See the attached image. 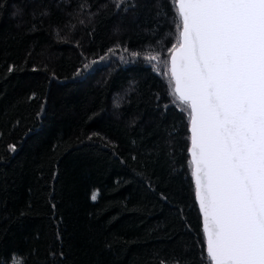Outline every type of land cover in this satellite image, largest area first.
Masks as SVG:
<instances>
[{
	"label": "trees",
	"instance_id": "16d2710c",
	"mask_svg": "<svg viewBox=\"0 0 264 264\" xmlns=\"http://www.w3.org/2000/svg\"><path fill=\"white\" fill-rule=\"evenodd\" d=\"M176 31L170 0H0V264H209Z\"/></svg>",
	"mask_w": 264,
	"mask_h": 264
},
{
	"label": "snow or ice",
	"instance_id": "6c2138e0",
	"mask_svg": "<svg viewBox=\"0 0 264 264\" xmlns=\"http://www.w3.org/2000/svg\"><path fill=\"white\" fill-rule=\"evenodd\" d=\"M170 3L169 94L188 116L209 264H264V0Z\"/></svg>",
	"mask_w": 264,
	"mask_h": 264
},
{
	"label": "water",
	"instance_id": "95a60500",
	"mask_svg": "<svg viewBox=\"0 0 264 264\" xmlns=\"http://www.w3.org/2000/svg\"><path fill=\"white\" fill-rule=\"evenodd\" d=\"M175 51V49L173 50V52ZM171 56V55H170ZM170 68H171V63H170ZM189 147H190V145H189ZM190 156V155H189ZM190 160H191V157H190ZM193 171H194V165H192V173H193ZM195 191H196V187H195ZM195 200H196V197H195ZM197 203V202H196ZM197 206H198V209H199V213H200V208H199V205L197 204ZM200 216H201V214H200ZM201 222H202V226H203V218H202V216H201ZM204 236H205V234H204ZM206 248H207V246H206Z\"/></svg>",
	"mask_w": 264,
	"mask_h": 264
},
{
	"label": "rangeland",
	"instance_id": "374dc122",
	"mask_svg": "<svg viewBox=\"0 0 264 264\" xmlns=\"http://www.w3.org/2000/svg\"><path fill=\"white\" fill-rule=\"evenodd\" d=\"M169 71V70H168Z\"/></svg>",
	"mask_w": 264,
	"mask_h": 264
}]
</instances>
